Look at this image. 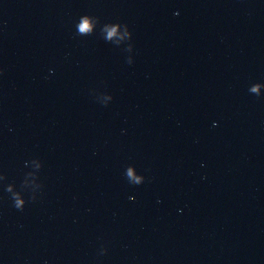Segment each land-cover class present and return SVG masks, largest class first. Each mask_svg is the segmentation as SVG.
<instances>
[{"label": "water", "instance_id": "obj_1", "mask_svg": "<svg viewBox=\"0 0 264 264\" xmlns=\"http://www.w3.org/2000/svg\"><path fill=\"white\" fill-rule=\"evenodd\" d=\"M0 264H264V0H0Z\"/></svg>", "mask_w": 264, "mask_h": 264}, {"label": "clouds", "instance_id": "obj_2", "mask_svg": "<svg viewBox=\"0 0 264 264\" xmlns=\"http://www.w3.org/2000/svg\"><path fill=\"white\" fill-rule=\"evenodd\" d=\"M89 27H90L89 24H85V28H89ZM254 91H259V86H257V87L254 89ZM138 179H139V180H142L143 177H139Z\"/></svg>", "mask_w": 264, "mask_h": 264}]
</instances>
